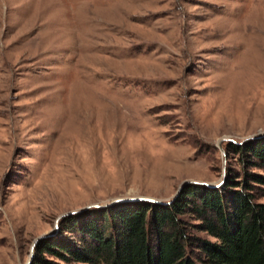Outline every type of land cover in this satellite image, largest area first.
<instances>
[{"label": "rangeland", "instance_id": "rangeland-1", "mask_svg": "<svg viewBox=\"0 0 264 264\" xmlns=\"http://www.w3.org/2000/svg\"><path fill=\"white\" fill-rule=\"evenodd\" d=\"M262 135L264 0H0V264L69 212L219 186Z\"/></svg>", "mask_w": 264, "mask_h": 264}, {"label": "trees", "instance_id": "trees-1", "mask_svg": "<svg viewBox=\"0 0 264 264\" xmlns=\"http://www.w3.org/2000/svg\"><path fill=\"white\" fill-rule=\"evenodd\" d=\"M239 175L189 184L167 204L126 202L59 220L30 264H264V135L238 146Z\"/></svg>", "mask_w": 264, "mask_h": 264}, {"label": "water", "instance_id": "water-1", "mask_svg": "<svg viewBox=\"0 0 264 264\" xmlns=\"http://www.w3.org/2000/svg\"><path fill=\"white\" fill-rule=\"evenodd\" d=\"M189 184L204 185V186H207V187H210V188H214V187L217 186L216 184H215V185H212V184H207V183L185 182V183H183V184L180 186V188L178 189L175 198L179 195L180 191H181L185 186H187V185H189ZM134 201H143V202H149V203H155V204L159 203V204H161L160 202L154 201V200H152V199H146V198H120V199H115V200H113L110 204H107V205H105V206H94V207H97V208H105V207H109V206L114 205V204L126 203V202H134ZM166 204H167V203H166ZM89 208H90V207L88 206V207L84 208L83 210H86V209H89ZM83 210L74 211V212H69V213H67V214H65V215H63V216H61L60 218H63V217L69 216V215L76 214V213H78V212H80V211H83ZM57 227H58V226H57V223H56V224H55V227H54V229H53V231H51V232H49V233H46V234H43V235L39 236V237L33 242L32 246H31L30 257H29V260L27 261V264H30V262H31V259H32V257H33V250H34V247H35V245L37 244V242L40 241V240H42V239H44V238H47V237L52 236V235L57 231Z\"/></svg>", "mask_w": 264, "mask_h": 264}]
</instances>
